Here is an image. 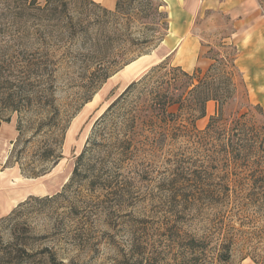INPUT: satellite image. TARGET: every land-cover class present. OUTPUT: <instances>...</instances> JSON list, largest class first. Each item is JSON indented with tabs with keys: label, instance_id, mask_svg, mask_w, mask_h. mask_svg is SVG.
Segmentation results:
<instances>
[{
	"label": "rangeland",
	"instance_id": "obj_1",
	"mask_svg": "<svg viewBox=\"0 0 264 264\" xmlns=\"http://www.w3.org/2000/svg\"><path fill=\"white\" fill-rule=\"evenodd\" d=\"M103 1L76 0L51 18L43 0H0V100L13 104L0 103V118L10 117L0 125V264H264L262 125L252 134L261 147L236 166L212 161L215 143L201 135L213 101L197 132L124 128L146 86L167 76L156 67L200 69L166 56L154 4L143 18L124 0L113 17L116 0ZM194 28L209 66L234 59L238 92L224 114L261 123L264 57L240 61L220 11Z\"/></svg>",
	"mask_w": 264,
	"mask_h": 264
},
{
	"label": "trees",
	"instance_id": "obj_2",
	"mask_svg": "<svg viewBox=\"0 0 264 264\" xmlns=\"http://www.w3.org/2000/svg\"><path fill=\"white\" fill-rule=\"evenodd\" d=\"M24 1V0H21ZM27 1V0H26ZM37 0H31L35 2ZM76 0H43V11L48 12L49 17L56 18L62 15L68 4H75ZM59 2L63 10L56 7H49V4ZM136 4V11L144 14L146 8L153 4L155 16L164 22L167 27V13L159 12L157 9L165 6L161 0H133ZM124 0H116L113 12H108L113 17L124 16ZM149 15L144 14L143 18ZM155 70H167V76L156 81L152 86H146V96L141 100L140 106L136 109L132 118L128 117L123 121L124 128L136 129L145 122H155L166 128L180 129L185 132L195 131V121L202 119L206 115V104L213 101L216 104L215 114L208 120L206 128L201 132L204 137L211 138L215 143L217 154L212 158V161L217 164L224 163L236 166L239 163H245L249 153L253 148L261 147L262 140L255 141L252 134H256L257 126H261V131H264V113L256 111L261 117L262 122L255 123L247 113L240 114L237 111L228 115L224 114L227 105L235 99L238 92L237 82L235 77L237 70L233 58H214L213 63L203 73L196 70L189 74L184 72L180 67L169 68L167 65H161ZM170 71L173 72L171 76ZM135 83L129 85L127 90L132 89ZM140 98V96H139ZM0 103L6 104V107H11L12 103L9 100H0ZM177 106L175 113L169 112V108ZM10 117L6 119L0 118L1 123H7ZM261 134V133H260ZM258 136V135H257ZM82 155L77 157V162L80 161ZM75 166L71 179L74 180L77 174ZM31 257V254L21 252L20 259Z\"/></svg>",
	"mask_w": 264,
	"mask_h": 264
},
{
	"label": "crops",
	"instance_id": "obj_3",
	"mask_svg": "<svg viewBox=\"0 0 264 264\" xmlns=\"http://www.w3.org/2000/svg\"><path fill=\"white\" fill-rule=\"evenodd\" d=\"M105 1L104 6L112 8L110 0L107 3ZM161 2L165 5L168 22L167 34L162 41L163 47L167 50L166 56L173 55L181 67L202 71L209 67V60L205 56L206 50L194 28L197 17H201L209 10L222 12L231 23L232 31L225 40L232 41L233 45L239 44L244 49L242 52L244 58L240 59L241 62L258 57L262 60L264 57L262 55L264 22L255 0H161ZM261 77L264 82V76ZM9 204L7 203L8 206Z\"/></svg>",
	"mask_w": 264,
	"mask_h": 264
},
{
	"label": "bare ground",
	"instance_id": "obj_4",
	"mask_svg": "<svg viewBox=\"0 0 264 264\" xmlns=\"http://www.w3.org/2000/svg\"><path fill=\"white\" fill-rule=\"evenodd\" d=\"M122 75L124 76L125 79H127V74H126L125 72H123ZM128 75H129V76H132V75H133V72H132V74H131V73H130V74L128 73Z\"/></svg>",
	"mask_w": 264,
	"mask_h": 264
}]
</instances>
